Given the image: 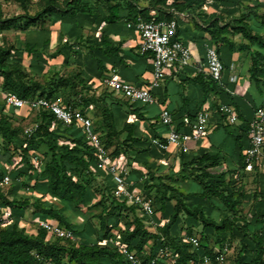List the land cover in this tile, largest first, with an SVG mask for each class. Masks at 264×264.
<instances>
[{
	"label": "trees",
	"instance_id": "16d2710c",
	"mask_svg": "<svg viewBox=\"0 0 264 264\" xmlns=\"http://www.w3.org/2000/svg\"><path fill=\"white\" fill-rule=\"evenodd\" d=\"M167 1L153 0V7L147 8L129 4L124 11H122L120 4L111 5L106 15L98 14V11H95L87 3L83 4L84 0L67 3L66 9L56 14L62 20V32L58 36V47L60 48L51 51L52 31L37 33L38 39L27 41L24 47H17L16 49L12 47L8 49L0 48V67H2L5 75V86L0 88V92L2 94H15L27 100L36 97L55 100L53 99L54 89H52L56 84L55 79L53 78L45 87L33 81V79H29V71L24 65V60L29 59L30 67L34 68L35 66V68L38 67L40 69H42L43 65L48 66L50 62L58 59H62V64L66 65L72 62L71 53H74L72 51V43H70L68 38L75 36V39H80L79 42L81 43L84 27L91 29L92 24L100 26L105 23L106 25L118 26L124 23L126 30L136 32L135 29H129L127 24L135 22L139 16L148 21L151 19L150 13L155 11L156 20L171 21L176 18L175 13L183 15L185 7L191 6L192 2H194V0H185L184 3H176V9H167L165 6ZM6 3L0 4V8ZM205 4L206 0L202 4L203 6L201 5V10L207 13L215 5V0H212V5L207 10H204ZM48 12L51 11L47 10L45 13ZM250 17L254 22L252 26L243 24V17L232 27V30L241 34L250 43L248 45H240V49L252 54L249 70L250 79L256 85H260L262 78H264V36L260 35L263 30H258L261 25L256 23L252 15ZM16 21L17 19H8L1 26V29L10 30L14 28ZM31 21L35 25L38 24L36 18ZM29 24L30 22L25 26L27 27ZM227 25H221L214 31L208 28L207 31L194 28V32L200 36L199 39L207 38V44L215 46L219 53L223 47H228L231 50L234 48L233 42L227 37L229 34ZM189 27L191 28V26ZM94 30L97 29L94 28ZM188 31V27L181 29V23H179L178 37L181 38ZM65 36L66 40L64 41ZM84 40L82 42L84 44L83 48L87 52L83 58V71L88 75L84 83L85 89L92 93L93 96L108 94L111 98L122 101L114 102L109 107V115L114 122L115 132L121 137L123 136L121 139L123 140V146L126 145L127 147H124L123 150L121 148L115 151L111 150L110 148L112 147H108L94 125L102 143L112 151L113 157L123 158L125 162V153H132V158L137 164L142 165L144 168H156L158 166L156 160H160L162 157H170V153L161 151L153 144V140H164L163 135L167 132L166 127L162 126L158 120L154 124H150L151 132L148 131V135L144 134L139 127V122H145V119L140 114L139 108H135L138 103H131L119 97L101 83L109 72V65L115 67L117 64L123 63L120 48L112 47L104 34L97 37L95 31L91 35L85 36ZM44 48L48 49V51H45ZM140 57L146 58V56ZM221 61L224 64L222 58ZM7 66H10L11 69L8 70ZM60 80L65 83L70 82L66 79ZM206 84L208 87L212 86L211 90L213 91H220V88L224 87L212 81ZM5 89L9 92L5 91ZM45 90H47V95H44ZM37 92L40 94L36 95ZM222 96L227 98L220 103H213V108L211 107L213 111L217 110L219 105L233 106L232 100L228 98V95L224 94ZM63 105L70 106L88 115L86 113L88 105L82 107L70 104ZM114 105L123 106L131 111L130 113H127V111L125 116L118 114L114 110ZM4 106L0 100V136L9 144L15 143L16 146H20L17 140L19 129L13 128L12 121L1 115L4 114ZM8 109L19 121L26 120L32 112H35L14 108ZM130 116H134L136 120L129 122ZM35 119L38 128L29 137L26 149L22 150L25 158L24 164L13 173L14 178H9L15 182L18 178L28 181L35 179L36 185L33 187L37 191L34 190L33 192L38 193L40 197H21L17 189L13 190L9 197L0 193V205L4 208H10L12 215L16 216L15 213H22L32 209L33 215L40 216L42 221H51L69 229L74 235H77H75L77 238L87 234L90 236L93 234L90 227L87 228L85 234H81L83 230L76 231L73 223L70 222V218L80 214L81 208L100 207L101 199L106 195L111 199L109 207H112V211L130 212L135 218L131 224L126 219L128 215L122 218L126 229L119 236L118 241L127 245L130 251L135 252L143 264H151L161 248H168L173 252L176 257L175 264H188L191 260H198L204 255H212L213 252L210 253L206 247L201 245L203 236L209 235L214 236L218 243L217 247L224 243H229L234 248V254L230 257L233 260L232 264H264V215L253 214L250 221H248L247 216L243 213L244 204L248 200L244 185L234 181L232 175L230 178L228 173L213 175L210 172L212 168L217 167L221 163L220 156L216 155V153H207L200 157H193L191 160L188 157L192 152L189 154L175 153V157L181 161L179 169L182 176H192L201 189L198 193L187 194L184 197L182 194H178L179 196L175 194L167 196L166 190H160V193L154 192L156 194L155 197V194L148 190L149 185L147 187L145 184L148 178L139 171H133L131 168L130 176L135 174L139 176L135 179L134 177L132 178L135 181L134 186L141 189L145 195H148L153 200L155 214L160 211L169 213V215H164L159 219H152L153 222L157 221L153 231L147 227L145 219L139 216L135 207H128L113 196L114 184L111 178L105 172L96 170V154L87 145L85 137L77 125L63 126L60 123H56L53 115L43 111L35 112ZM173 120L175 123L174 117ZM121 122L123 124L118 128V123L120 124ZM174 126L178 132H190V128L185 129L176 124ZM225 129L232 135L240 136L241 131L238 126L229 127L226 125ZM245 134L248 136V129ZM39 146H44L50 154L46 163L43 164V171L40 174L37 170L42 163L40 162V165L36 167L30 160L31 152L39 148ZM154 146L158 150L154 151L153 154L151 148H155ZM152 159L156 162H152ZM171 172L174 174L173 171ZM79 174L83 179L79 178ZM6 176V173L3 172L0 177V192H2L1 188L3 187L1 182ZM99 179L103 183V186H100L103 195L98 199L101 193L97 192L90 183ZM39 181L47 182V185L40 186L38 184ZM22 186L24 187V185ZM46 196L50 198L45 199L47 198ZM215 199L220 202L221 206L215 203ZM216 211L221 214V220H217L214 217V212ZM109 213L110 210L108 211V209L104 208L99 215L100 230L97 235V243H80L78 246L74 245L76 241L60 239H57L52 244H45L47 232L38 229L37 234L27 233L26 228L21 227V219L16 218V216L15 221L11 225L0 229V264H64L66 259L68 263L72 264H127L120 250L113 243H110V241L116 240V236L111 233L114 226L110 225V222L115 218L117 221L114 222L119 224L122 219ZM165 220L166 222L161 225L162 221ZM126 226H132L133 229H127ZM194 229L202 234L199 238L200 247L198 250H193L192 246L184 241L186 236L196 235L191 232ZM181 231H185L186 234L182 236L180 234ZM103 241L108 243L102 245ZM157 264H166V262L159 261Z\"/></svg>",
	"mask_w": 264,
	"mask_h": 264
},
{
	"label": "rangeland",
	"instance_id": "374dc122",
	"mask_svg": "<svg viewBox=\"0 0 264 264\" xmlns=\"http://www.w3.org/2000/svg\"><path fill=\"white\" fill-rule=\"evenodd\" d=\"M72 1L76 0H10L7 2L2 8H0V48L8 49L10 47L16 49L17 47H24L27 41L36 40L38 39L39 32H46L52 31V41H51V51H54L59 45L58 36L60 32H62V20L60 16L56 15L59 11L66 9L67 3H71ZM82 0H80L81 2ZM185 0H168L165 4L167 9H176V3H184ZM205 0H194L191 6L185 7L183 15L192 22L194 28H200L207 31L209 30H216L219 26L228 24L227 27L229 29V34L227 37L234 42V44H243L249 43L245 38H242L241 34L236 33L232 30V27L237 24V22L244 17L243 24L247 26H251L253 20L251 19L250 15H252L256 23L262 25L264 27V0H215V5L209 9L207 13H204L201 10L202 4ZM87 3L92 7L97 13L100 15H106L107 10L111 5L120 4L121 8L124 11L127 7L132 4L138 5L143 8L153 7V0H84L83 4ZM202 5V6H201ZM47 10L51 11L45 13ZM37 19V25L32 23V19ZM8 19H17L15 22V27L10 30H2L1 26L4 24L5 21ZM30 24L26 27L27 23ZM93 29V30H91ZM85 28L83 29V34L81 37V41L84 42L85 36L91 35L92 33L97 34L99 29L94 30V28ZM264 35V31L260 32ZM238 36V37H237ZM240 37V39H239ZM70 43H72V51L71 53L72 62L62 64V62L53 61L50 62L48 66L43 65L42 69L34 66V68L29 66V59L24 60V65L28 68V76L29 79H33V81L39 83L41 86L45 87L48 83L54 78L55 85L52 89H54L53 99L59 101L62 104H70L76 106H87V110L89 111L88 114L92 118V121L97 129V131L101 134L102 139L106 142L108 147L111 150L116 149H124L127 146H123V140L120 135H118L115 131L114 122L110 119L111 116L109 115V107L114 102H122L117 101L111 98L108 94H102L101 96H93L92 93L88 92L85 87L84 83L88 78V75L83 71V58L85 53L87 52L83 46L84 44L79 42L78 39L68 38ZM66 40V36L64 37V41ZM250 44V43H249ZM49 47V48H50ZM53 47V50H52ZM215 47V46H214ZM217 49V48H216ZM45 51L48 49L44 48ZM250 53V52H248ZM8 70H10V66H7ZM60 79L69 80V83L61 82ZM5 86V75L0 67V88ZM74 86V88H72ZM48 90V88H47ZM47 90H45L44 95H47ZM5 91H7L5 89ZM9 92V91H7ZM40 93L37 92L36 95ZM0 97L2 95L0 94ZM141 105V104H136ZM142 107L148 112V115L151 118H157L159 107L157 104L143 106ZM4 108V114H1L9 121H12V127L18 128L17 132V140L18 145L11 143L9 144L0 136V177L2 176L3 172L6 173L8 177H13V173L17 171L18 168L23 166L24 164V155L22 152L23 149H26L29 143V136L27 134V130L31 127L37 125L35 119V112H32L31 115L24 121L17 120L13 113L7 108ZM2 109V108H1ZM129 122H134L131 118ZM149 121L140 122L139 127L144 132V134L148 135V129L146 125ZM61 143V142H60ZM153 146V145H152ZM155 147V146H154ZM156 148V147H155ZM151 148L152 153L158 150L157 148ZM30 155V160L35 166V160L40 161L42 164L40 165L39 169L37 170L39 174L43 171V164L46 163V160L50 157L47 149L44 146H39V148L33 150ZM151 153V154H152ZM129 154V155H128ZM125 153L126 161L128 167L132 168L133 171L140 172L142 175H145L148 179L146 180V186L149 188L148 190L151 193H160V190H166V195L175 194L179 196L182 194H195L201 191L199 186L195 183L194 178L192 176H185L183 177L180 173L179 167L177 165H170L169 167H165L166 164L158 166L153 169L144 168L142 165H139L135 162L132 158V153ZM152 154V155H153ZM115 156V155H114ZM130 157V158H129ZM133 161V162H132ZM150 163V162H149ZM43 166V167H42ZM174 174H172V172ZM135 178L139 177L134 175ZM79 178L83 179V177L79 174ZM134 178V179H135ZM17 182V183H16ZM12 181L10 179V184L7 186L2 187V192L6 197H9L10 193L15 189H17L18 194L21 197H40V195L34 190L37 191L33 186L36 185L35 179L33 181L22 180L20 178L17 181ZM41 185H47V182L39 181L38 183ZM24 185V187L22 186ZM90 185L96 189L97 192L101 193L98 199L103 195V191L100 186H103L102 180H95L91 181ZM159 189V190H158ZM177 193V194H176ZM155 194V193H154ZM153 194V195H154ZM179 194V195H178ZM156 197V194L154 195ZM49 199L50 197L46 196ZM104 197V198H103ZM101 199V205L98 208H87L80 210L81 213L77 214L76 217L70 218V222L73 223L74 229L76 231L83 230L81 234H85L87 228L90 227V230L93 231L92 235H82L80 238L76 237L75 246H78L80 243L85 244H94L97 243V235L100 230V220L99 215L102 209L106 208L110 213L115 215V217H119L122 219L126 217L128 222L131 224L134 221V217L130 212H121V211H112V207L110 206L111 199L104 195ZM33 200V199H32ZM215 203L221 206L220 202L215 199ZM32 209L26 210L22 213H15L16 216L13 214V220L15 221V217L21 219L24 225L28 228L27 233H36L39 229L38 223L41 220L33 221L31 220ZM109 213V214H110ZM214 214H219L214 212ZM164 215H169L168 212H158L156 213L152 219L156 220V218H161ZM221 215V214H219ZM27 218V219H25ZM217 219V218H216ZM20 220V222H21ZM117 219H112L111 224L114 228L112 229L111 233L116 236V240H119V236L125 232L124 228V221L123 219L120 221L119 224H116ZM166 221H162L161 225ZM127 229H133V227L126 226ZM147 227L154 231V226L147 225ZM85 229V231H84ZM34 231V232H32ZM195 233V237L200 238L202 235L200 231L193 230L191 231ZM78 233V232H77ZM35 234V235H36ZM180 234L184 236L186 234L185 231H181ZM76 235V234H75ZM77 236V235H76ZM57 239L54 237L48 236L46 237L44 243L45 244H52L56 242ZM115 240V241H116ZM111 243V242H110ZM201 245L206 247L208 251L214 252L218 243L214 236H203L201 239ZM232 259L229 258L228 264H232ZM64 264H72L68 263L66 259Z\"/></svg>",
	"mask_w": 264,
	"mask_h": 264
},
{
	"label": "built area",
	"instance_id": "2783aa9c",
	"mask_svg": "<svg viewBox=\"0 0 264 264\" xmlns=\"http://www.w3.org/2000/svg\"><path fill=\"white\" fill-rule=\"evenodd\" d=\"M8 0H0V4ZM212 5V0H206L204 10ZM155 11L150 13L151 19L145 20L139 16L135 22L127 24L129 29H135L139 35L138 54L151 59L152 76L147 88H140L132 83L123 81L114 70L106 75L101 83L113 91L116 95L124 98L131 103H139L143 106L156 103L153 91L161 87L166 80L168 71H179L192 65V52L190 48L178 37L179 20L183 18L182 14L175 13L176 18L171 21L156 20ZM205 73L210 81L223 86L226 67L221 61L220 55L214 46L206 44L205 46ZM231 83H237L238 77L235 74V66H231ZM1 102L8 108L29 110L35 112H48L53 115L56 123L69 127L77 125L87 145L94 150L96 154V170L105 172L114 184L113 196L128 207H135L139 216L145 219L146 225L156 227L152 218L155 215L153 200L145 195L139 188H132L133 184L129 182L131 168L126 165L123 158L112 156V151L108 149L96 132L92 118L79 110L70 106H65L59 101L36 97L31 100L22 99L15 94H2ZM217 112L224 119L229 127H236L239 123L238 113L233 106L219 105L218 109H204L200 111L194 120L189 123L190 132H178L174 126L173 116L169 110H163L159 116V122L166 127L167 132L163 135L164 140H153V144L161 151L166 153L191 152V144H198L209 136L210 120L213 114ZM131 119L135 121V117ZM38 128V125L29 128L26 132L30 137ZM249 145L243 153V170L246 173L253 172L264 162V108L255 110L253 118L248 125ZM40 161L35 160V166L38 167ZM236 179L239 174H236ZM10 184V178L4 177L1 185ZM12 211L10 208H4L0 205V229L5 228L12 223ZM39 229L47 232L48 236L65 241H76L74 233L51 221H39ZM184 241L192 246L193 250L200 247V239L195 236H186ZM118 248L124 256L127 264H143L140 257L129 250L128 246L120 241H110ZM103 241L101 244L106 245ZM148 249V248H147ZM234 254V248L229 243H224L217 247L212 255H204L198 260H191L188 264H228L229 258ZM164 261L166 264H175L176 257L168 248H161L157 257L151 264H157Z\"/></svg>",
	"mask_w": 264,
	"mask_h": 264
},
{
	"label": "crops",
	"instance_id": "0c3cea01",
	"mask_svg": "<svg viewBox=\"0 0 264 264\" xmlns=\"http://www.w3.org/2000/svg\"><path fill=\"white\" fill-rule=\"evenodd\" d=\"M179 21L181 29L186 27L189 29L187 34H184L181 39L192 52V65L179 71H168L163 85L153 91L156 99L155 104L159 107L157 118H151L142 105H137L135 108H139V112L145 121H150L146 125L149 132H151L150 124H154L159 120L160 113L163 110L171 112L175 119L174 124L187 129L189 128V123L199 111L213 108V103H220L223 99L227 98L222 95H228L239 115L237 126L240 128L241 138L239 139L240 136L237 137L227 132L225 129V119L215 112L210 120L209 136L198 144H191L192 154L188 159L191 160L193 157H200L207 153H216V155L220 156L221 163L217 167L212 168L210 172L213 175L228 173L230 178L232 175L234 181L244 185L248 200L244 204L243 213L247 216L248 221H250L253 214L259 213L264 215V162L253 172L246 173L243 170L242 153H244V150L249 145L248 136L245 134L248 124L253 118L255 110L264 108V78H262L260 85H256L250 79L249 70L252 54L241 50V44H234L230 40L233 42L234 48L231 50L228 47H223L219 51V55L226 67L223 79L224 87L220 88V91L211 90L212 86L208 87L206 84H209L210 79L205 73L204 46L207 44L208 39H199L200 36L194 32L192 22L185 15ZM91 27H98L99 32H97L96 36L100 37L104 34L111 46L119 47L122 52L123 63L117 64L115 67L109 65V72L106 75L111 74L115 70L123 81L132 83L140 88H147L152 76V63L149 57L141 58L138 55L140 42L138 33L126 30L124 23L118 26L106 25L105 23H102L100 26L92 24ZM258 30L264 31V27L261 25ZM245 44L248 45L249 43L243 42L242 45ZM59 61L62 62V59H58ZM232 65L235 66V74L238 77L237 83L229 81ZM113 107L118 114H123L124 116L131 111L123 106L114 105ZM88 112L86 110L87 114ZM122 124V122L118 123V128ZM175 153L172 152L169 154V158L162 157L160 160H156L157 162L152 159V162H156V164L161 163V165L166 164L165 167L175 164L177 167H180L181 161L175 157ZM236 174H239V178L237 179L235 177ZM133 177L135 178L134 175L129 177V182L133 184L132 188H136L134 186L135 181L132 180ZM249 211L250 213L248 214ZM220 216L219 214H214L217 220H221ZM30 217L33 221L41 220L40 216L33 215V213ZM22 222L21 220V227L27 230L28 228ZM156 222L154 221V223Z\"/></svg>",
	"mask_w": 264,
	"mask_h": 264
}]
</instances>
